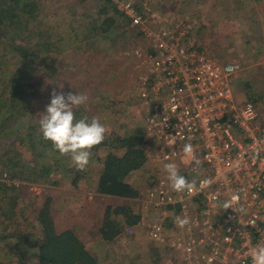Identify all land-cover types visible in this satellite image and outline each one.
Instances as JSON below:
<instances>
[{
  "label": "built area",
  "instance_id": "obj_1",
  "mask_svg": "<svg viewBox=\"0 0 264 264\" xmlns=\"http://www.w3.org/2000/svg\"><path fill=\"white\" fill-rule=\"evenodd\" d=\"M118 2L154 49L138 94L150 106L146 131L155 160L177 164L194 182L192 195L177 193L153 169L157 177L140 194L149 239L179 251L186 264H252L251 251L264 246V107L235 97L240 62L208 55L188 35L191 23L153 26L134 0ZM188 143L199 164L183 152ZM206 180L211 184L202 186ZM227 202L233 208L224 209ZM185 216L190 223L178 227Z\"/></svg>",
  "mask_w": 264,
  "mask_h": 264
},
{
  "label": "trees",
  "instance_id": "obj_2",
  "mask_svg": "<svg viewBox=\"0 0 264 264\" xmlns=\"http://www.w3.org/2000/svg\"><path fill=\"white\" fill-rule=\"evenodd\" d=\"M101 1L98 14H92L93 21L82 25V34L88 44L94 40L91 34L101 37L111 36L115 32L124 34L121 26L131 20L118 7L116 0ZM39 4L40 0H0V52L8 57L0 61V264H19L30 249L32 255L29 264H99L77 227L57 229L50 197L38 202V194H34L30 187L23 189V197H31L32 203L39 206L33 208L34 214L33 211L28 213L20 205L24 200L17 189L22 187L21 184L31 182L56 185L64 179L94 194H106L120 200L135 198L157 177L151 171L146 177V184L133 182L148 159L149 137L146 127H135L125 133L107 131L105 140L91 149L89 164L83 171L72 165L69 156L60 155L50 140L44 139L39 123L40 104L42 101L50 104L52 80H61L60 71L67 68L66 57L53 54L67 41L68 36L76 34L77 39L80 32L78 27L66 25L65 30L48 26L27 34V23L40 16ZM138 4L135 1L137 9L142 12ZM191 25L188 35L194 31V23ZM136 29L138 32L134 35H139L142 31H139V27ZM34 35L37 38L32 39ZM205 37L201 35L198 38V44L204 50L207 45ZM151 45L148 42V52L154 51ZM48 51L53 52L48 53L52 56L50 59H47ZM205 51L218 60L207 49ZM22 59L25 62L15 63ZM10 60L14 62L13 66ZM239 79L238 76L236 82ZM104 89L108 94L113 90L108 82H105ZM244 92L245 98L258 104L256 96ZM109 104L106 108H110ZM73 112L77 120L83 117L89 121L92 119L90 111L83 105L74 106ZM26 155H33V163L24 161ZM14 179L26 182H10ZM19 197H22L20 201ZM151 212L155 215V211ZM90 222L95 226L94 220L90 219ZM145 223L146 220H141V213L133 210L130 204H108L97 234L103 241H111L128 233V227H131L129 233L140 229L139 225L147 227ZM18 249L24 250L19 258L14 256ZM151 249L157 254L156 257L171 251L167 245L154 243H151ZM176 261H171V264H176ZM105 264L114 263L108 259ZM180 264L183 263L180 261Z\"/></svg>",
  "mask_w": 264,
  "mask_h": 264
},
{
  "label": "rangeland",
  "instance_id": "obj_3",
  "mask_svg": "<svg viewBox=\"0 0 264 264\" xmlns=\"http://www.w3.org/2000/svg\"><path fill=\"white\" fill-rule=\"evenodd\" d=\"M116 1L119 3L120 0ZM135 1H138L142 11H146L147 20L153 26L166 24L172 28L175 23H179L180 29H184L187 26L183 21L194 23L190 38L197 45L198 38L205 35V50L214 54L217 61L240 62V69L232 77L235 97H246L244 91L249 92L258 98V105L264 107V0ZM101 4V0H40L39 18L28 22L24 30L28 34L39 29L44 30L48 26L59 30H65L66 25L78 27L80 33L77 39L76 34L68 36L55 54L52 51L46 53L47 59L52 57L51 54L66 57L67 68L60 71L61 80H52L53 89L58 93L62 91L65 94L71 92L87 95L88 100L82 105L90 111L91 118H99L108 131L125 133L135 127L145 129L150 107L139 97L138 90L141 78L146 74L151 75L146 59L149 41L140 29L141 33L134 35L138 32L137 26L130 20V23L121 26L124 34L115 32L106 37L91 34L94 40L92 44H88L82 34V25L93 21L92 14H98ZM213 7L216 8L214 12ZM35 37L37 38L34 35L32 39ZM73 50L74 53L71 54ZM7 59L0 52V61ZM22 62L25 60L15 63ZM9 63L12 66L14 64L12 60ZM238 76L240 79L236 82ZM105 82L113 88L110 94L104 91ZM108 103L110 108H106ZM47 105L44 101L41 102L40 115L46 113ZM148 148L149 156L142 172L133 179V182L140 185L146 184L147 175L156 168L162 170L164 177H168L164 169L165 163L155 160L154 143L151 139L148 141ZM32 160L33 155L24 157L26 162L33 163ZM200 176L206 177L207 174L197 175ZM10 182L19 184L26 181L14 179ZM21 186L17 193L22 197L26 187L38 194V202H44L50 197L57 229L77 227L86 239L87 247L98 258L99 264H105L108 259L114 264H171L174 260H177L176 264H180V261L186 264L180 252L172 249L156 257L157 254L151 249L153 242L146 234L147 227L144 225H139L140 229H135L133 233H129L130 229L127 228L129 234L125 232L115 240L103 241L99 237L98 227L108 204L123 202L130 204L136 212L146 213L145 202L140 195L120 200L75 187L64 179L56 185L31 182ZM23 200L20 203L23 209L28 213L33 211L34 214L33 208L39 206L34 205L29 196L23 197ZM90 219L94 220L95 226ZM23 252L24 250L18 249L14 256L19 258ZM26 252L27 255H24L19 264H29L32 250Z\"/></svg>",
  "mask_w": 264,
  "mask_h": 264
},
{
  "label": "clouds",
  "instance_id": "obj_4",
  "mask_svg": "<svg viewBox=\"0 0 264 264\" xmlns=\"http://www.w3.org/2000/svg\"><path fill=\"white\" fill-rule=\"evenodd\" d=\"M87 100L88 97L85 94H73L71 92L65 94L62 91L58 93L53 89L50 104L46 107V113L42 114L39 120L44 139L50 140L60 155L69 156L72 165L79 171L87 168L91 149L105 140V135L108 131L97 117H93L91 121L87 117L79 120L75 118L73 107L80 106ZM183 152L191 157L190 162L200 163L195 158L194 148L191 143L184 145ZM164 169L175 192L183 193L187 191L189 195L193 194L194 182L187 180L181 175L175 163H166ZM211 182V180H206L202 183V186L206 187ZM229 207H232L231 202H227L223 206L224 209ZM175 223L178 227L184 228L190 223V220L187 216L178 217ZM152 242L155 244L154 241ZM251 257L252 264H264V246L254 248L251 251Z\"/></svg>",
  "mask_w": 264,
  "mask_h": 264
},
{
  "label": "crops",
  "instance_id": "obj_5",
  "mask_svg": "<svg viewBox=\"0 0 264 264\" xmlns=\"http://www.w3.org/2000/svg\"><path fill=\"white\" fill-rule=\"evenodd\" d=\"M141 13L146 14V11H142Z\"/></svg>",
  "mask_w": 264,
  "mask_h": 264
}]
</instances>
